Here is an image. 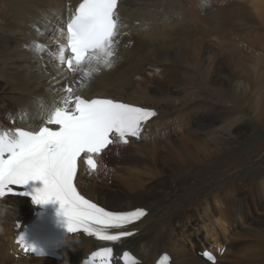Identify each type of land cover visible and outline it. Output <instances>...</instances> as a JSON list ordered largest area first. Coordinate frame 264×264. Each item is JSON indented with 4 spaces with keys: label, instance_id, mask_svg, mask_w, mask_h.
<instances>
[{
    "label": "bare ground",
    "instance_id": "1",
    "mask_svg": "<svg viewBox=\"0 0 264 264\" xmlns=\"http://www.w3.org/2000/svg\"><path fill=\"white\" fill-rule=\"evenodd\" d=\"M219 1L118 0L112 67L86 75L58 59L65 24L82 0H0V33L23 39L0 44V127L35 129L69 87L83 98H114L156 112L139 137L94 156L95 169L80 159L74 179L81 194L108 209L145 208L134 235L98 243L76 233L66 236L59 260L40 257L17 243L35 206L25 197H3L0 264H83L91 254L97 259L101 247L113 249L108 260L115 263L154 264L165 254L167 264H211L188 247L189 215L198 220L196 233L212 234L193 246H209L215 258L222 249L216 264H264V147L249 148L251 125L264 127V54L254 50L264 38L252 45L236 31L250 20L264 24L256 13L262 1L250 0L251 17L227 4L211 10ZM41 9L58 19L50 36L39 33ZM216 33L224 61L218 36L207 43ZM212 218L217 228L208 223ZM123 252L130 256L121 262Z\"/></svg>",
    "mask_w": 264,
    "mask_h": 264
},
{
    "label": "snow or ice",
    "instance_id": "2",
    "mask_svg": "<svg viewBox=\"0 0 264 264\" xmlns=\"http://www.w3.org/2000/svg\"><path fill=\"white\" fill-rule=\"evenodd\" d=\"M117 8V0H82L67 21L59 62L73 73L86 70V75L111 68L118 35ZM66 90L61 106L51 109L35 129L16 128L0 134V198L30 195L34 204L57 201L70 233L83 231L100 241L119 242L134 235L128 226L147 211L141 207L112 211L86 199L74 185L78 160L86 158L95 169L94 156L117 140L128 143L129 138L139 137L156 112L114 98H83L73 95L70 87ZM35 181L42 186L26 190ZM17 243L35 252L23 235ZM112 251L111 247L100 249L105 258Z\"/></svg>",
    "mask_w": 264,
    "mask_h": 264
},
{
    "label": "rangeland",
    "instance_id": "3",
    "mask_svg": "<svg viewBox=\"0 0 264 264\" xmlns=\"http://www.w3.org/2000/svg\"><path fill=\"white\" fill-rule=\"evenodd\" d=\"M198 1H200V2H203L204 3V5L205 4H209L210 5V2H211V0H198ZM241 0H220L216 5H214V6H212V8H211V10H218V9H220V7H224L226 4H227V6L229 7L230 5H232V6H235V7H237V8H239L240 10H242V11H244L245 13H246V16H250V15H252L249 11H252L253 10V8H256L255 6H252L253 4H252V2H250V0H242V2H240ZM247 1H249V2H247ZM259 1H262V3L261 4H259L258 6H257V10H256V13L258 14V16L259 17H264V0H259ZM220 3V4H219ZM244 3V4H243ZM246 4V5H245ZM263 4V5H262ZM207 6V5H206ZM158 7V6H157ZM160 7V6H159ZM263 7V8H262ZM156 8V7H155ZM242 8V9H241ZM153 10H154V8H152ZM155 11V10H154ZM258 11V12H257ZM155 12H157V13H159V14H161V15H163V12L161 13V12H158V11H155ZM261 12V13H260ZM41 26H40V28H39V33L41 34H46L47 36H50V33L53 31V24L55 25V24H57L58 23V19H57V17L55 16V15H51V16H46L47 15V13L44 11V10H42L41 9ZM260 13V14H259ZM164 16V15H163ZM180 14H178L177 16H176V20L177 21H179L180 22V20L181 19H178V17L180 18ZM164 17H166V16H164ZM182 17V16H181ZM251 17V16H250ZM187 21H193V17H189L188 19H187ZM168 22V21H167ZM253 25V26H252ZM187 26H189V25H187ZM186 26V27H187ZM252 26V27H251ZM260 27V28H259ZM236 28V27H235ZM186 29H188V28H186ZM260 30V31H259ZM237 32H244V33H246L244 36H245V39H246V42L247 43H252V45L258 40V39H260L261 40V38H264V24L263 23H253L251 20H250V22H249V24L248 25H246V26H241V27H238L237 28V30H236ZM254 31V32H253ZM248 32V33H247ZM260 32V33H259ZM262 35V36H260V35ZM218 36V38H216V37ZM260 36V37H259ZM214 38L212 39V41H210V40H208L207 41V43L209 44V45H213V43H214V41H215V38H216V43H217V41H218V49H219V55L221 56V61H224V60H226L225 59V57H226V53H225V51H224V49H223V43H221V42H223V39L219 36V34H214V36H213ZM248 37V38H247ZM218 39H220V40H222V41H220V40H218ZM249 40V41H248ZM23 41V39L22 38H15V39H11L10 37L9 38H5L4 37V34L3 33H0V44H2V45H4V46H15L17 43H20V42H22ZM254 50H256L257 52H259L260 51V53L261 54H264V45L263 44H261V48H254ZM246 68V67H245ZM238 70H240V69H238ZM152 74H156L157 76H158V72L157 73H153V72H151ZM136 79H140V77H138L137 75H136V77H135ZM142 79V78H141ZM9 104V103H8ZM10 123L12 122V121H9ZM183 123H185V124H187L188 122H187V120L186 121H184ZM0 125H2L1 123H0ZM252 127H254L253 128V130H255V135H254V137H253V139L251 140V142H250V145H249V148H252L253 146L254 147H257V146H261L260 148H263L264 146V127L263 128H261V127H257V126H253V125H251ZM7 131V132H10V130L9 129H7V128H3V126L2 127H0V132L1 131ZM169 131H170V129H169ZM169 133V132H168ZM262 144V145H261ZM259 148V150H258V152H260L261 151V149ZM258 152H255V153H253L252 154V156H254L255 154H257ZM113 174H115V173H113ZM123 175H126V174H124L123 173ZM112 178V177H111ZM113 179V178H112ZM115 179V178H114ZM106 206H108V207H110V208H113V207H111L110 205H107L106 204ZM238 206H241V207H243V203H239L238 202ZM263 211V209H262V207H258V209L257 210H255V212H260V211ZM188 215V214H187ZM187 215H186V218H187ZM189 221H188V227H189V230H188V233H187V244H188V247H190V248H192V250L197 254V255H199V254H202L203 253V251L204 250H208V247L209 246H207V248H204L203 250H202V246H199V248L197 249L195 246H193V244H194V242L195 241H200V240H208V239H210V238H212V234H209V232H207L206 230H203L202 228H201V231L199 232V233H196V231H195V229H194V226H196V224H197V222H198V220L194 217V216H192V215H189L188 216V218H187ZM209 224H212V225H214V224H216V222H215V220L212 218V219H210V221L208 222ZM180 224V223H179ZM220 224V223H219ZM186 226V227H187ZM216 228H217V224H216ZM215 228V229H216ZM224 229V227H223V225L221 224V227H219V229L221 230V229ZM219 230V231H220ZM218 231V230H217ZM228 234L230 235V233L228 232ZM182 241H185L184 240V238L182 237V239H181ZM245 241H248V240H245ZM249 242V241H248ZM167 251V250H166ZM216 258H215V256H214V258H215V260H214V262H211V260H209V262L211 263V264H216V260H217V257H218V254L219 255H222L223 254V252H222V249H220V250H217L216 249ZM236 254V253H235ZM228 260L229 261H231V257H228ZM219 263H221V264H228L229 262L228 261H218Z\"/></svg>",
    "mask_w": 264,
    "mask_h": 264
}]
</instances>
